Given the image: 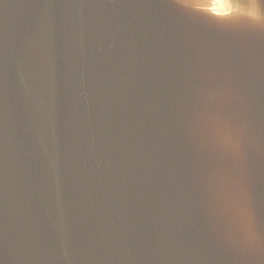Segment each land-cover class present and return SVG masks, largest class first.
I'll list each match as a JSON object with an SVG mask.
<instances>
[{"label": "water", "instance_id": "obj_1", "mask_svg": "<svg viewBox=\"0 0 264 264\" xmlns=\"http://www.w3.org/2000/svg\"><path fill=\"white\" fill-rule=\"evenodd\" d=\"M0 264H264V3L0 0Z\"/></svg>", "mask_w": 264, "mask_h": 264}, {"label": "snow or ice", "instance_id": "obj_2", "mask_svg": "<svg viewBox=\"0 0 264 264\" xmlns=\"http://www.w3.org/2000/svg\"><path fill=\"white\" fill-rule=\"evenodd\" d=\"M261 3H264V0H260Z\"/></svg>", "mask_w": 264, "mask_h": 264}]
</instances>
